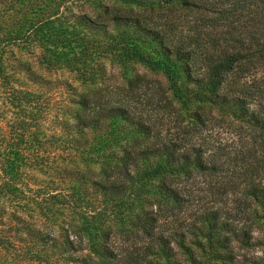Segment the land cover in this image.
Listing matches in <instances>:
<instances>
[{
    "label": "trees",
    "instance_id": "obj_1",
    "mask_svg": "<svg viewBox=\"0 0 264 264\" xmlns=\"http://www.w3.org/2000/svg\"><path fill=\"white\" fill-rule=\"evenodd\" d=\"M115 1L0 0V248L13 264L47 249L79 264H171L177 252L243 264L232 243L259 244L252 224L264 223V0ZM74 5L87 12L66 14ZM88 35L113 37L123 68L132 60L164 78L152 93L144 74L84 91L62 83L69 118H56L29 87L49 80L24 57L95 85L104 49ZM172 102L194 104L186 122L158 112ZM211 121L231 127L228 144L205 140ZM77 156L100 165L93 191L37 180L78 172ZM197 175L201 189L187 182Z\"/></svg>",
    "mask_w": 264,
    "mask_h": 264
},
{
    "label": "rangeland",
    "instance_id": "obj_2",
    "mask_svg": "<svg viewBox=\"0 0 264 264\" xmlns=\"http://www.w3.org/2000/svg\"><path fill=\"white\" fill-rule=\"evenodd\" d=\"M105 3L109 6L112 4H119L120 2H117L115 0H105ZM122 5V4H121ZM123 6V5H122ZM126 6V5H124ZM126 7H134L135 9L141 10V7H136L134 5H128ZM69 12H66V14L71 13H78V12H87L86 7H80L79 5L71 6L68 10ZM88 38L91 42L94 44L100 45L104 52V56L98 59V68H99V78L95 85H90L87 82L81 83L79 80L74 79L75 75L73 72H69V70L61 69V70H48L44 69L43 67H38L37 64L34 61V58L32 55L26 54L24 58H26L28 61H30L32 68L37 71V73L47 80H49V83L46 85H43L42 88H39L38 84L29 85V87L33 90L40 91L46 93L45 99L47 100V103L51 109V114L55 115L56 118L60 117L61 119H68L69 113L62 114V104L65 103L66 99L68 98V92L66 86H63L62 83L71 84L77 91H84L88 90L90 88H93L97 85H103L107 86L108 88H111L113 85H119L124 84L127 81V78H130L136 74H144L145 79H147L149 82L152 81L154 78H158L161 80L164 76H161L160 71H154L150 68L144 66L141 63H138L136 61H127L126 68L122 67V64L117 59L118 57L115 56V52L111 53L112 50H110V47H112V39L113 37H100V36H90L88 35ZM139 48L141 49V52L143 54L148 55L150 58H153V54L151 53V46H149L147 43L139 42L138 43ZM101 48H99L100 51ZM61 83V84H60ZM152 89H149V93H152L154 84L148 83ZM173 106L171 107H161L158 111L163 114V116L166 118L167 123H169V120L174 117L176 114L179 115L181 121L186 122L188 113L192 110L194 104L190 103L187 107L183 108L180 105H178L175 102H172ZM228 119V117H226ZM170 124V123H169ZM207 131H204L206 133L205 140L210 142L212 148L214 146H223L225 144H228L231 140V134L230 130L231 127L228 126L226 123H216L214 121H211L207 125ZM72 164H68L69 169H75L78 170V172L73 173H66L59 175L55 172H34L35 176L37 177V180H52L53 184L52 186L57 185L60 189H65L68 192L72 190V187L74 188L76 184H78L80 181L81 185L78 186L80 189L85 190V192H91L93 191V187L87 182L90 179H94L97 177V173L99 171L100 165L99 163H91V162H85L79 159L77 156ZM189 184H192L195 188H202L203 182L198 175L194 177V180L190 179ZM193 182V183H192ZM188 186V183H186ZM90 196V195H89ZM227 198H232V196H227ZM197 201H191L189 204L185 203L182 207V211L180 214H187L189 212V209H195L197 207ZM229 204V203H228ZM232 204V203H231ZM229 206H231L229 204ZM184 211V213H183ZM181 217H185L184 215H181ZM234 218V217H233ZM235 222L237 219H234ZM252 226L254 227V234L257 236L259 240V244L253 245L248 248H242L238 247L237 243H232V250L233 254L235 255L234 262L235 261H241L243 264H264V223L261 219H255L253 221ZM1 227V225H0ZM191 238V236H188V239ZM51 250L47 249L45 251H42L41 254L43 255L42 259L46 258L47 260L44 262L42 259L31 261L29 263H17V264H79L76 260H74L75 257H77V253H71L70 257L62 258L58 256L56 253L51 254ZM151 260L148 264H162L163 260L159 257H153L149 256L148 260ZM174 260V261H173ZM171 264H189L187 261H185L183 255L179 252L176 253L174 259L170 258ZM13 264V262L9 261V258L5 255L3 250L0 248V264ZM208 264H223L221 262L217 261H209Z\"/></svg>",
    "mask_w": 264,
    "mask_h": 264
}]
</instances>
